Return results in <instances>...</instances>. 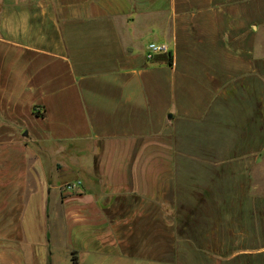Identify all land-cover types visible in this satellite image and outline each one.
Returning a JSON list of instances; mask_svg holds the SVG:
<instances>
[{
	"label": "crops",
	"instance_id": "0c3cea01",
	"mask_svg": "<svg viewBox=\"0 0 264 264\" xmlns=\"http://www.w3.org/2000/svg\"><path fill=\"white\" fill-rule=\"evenodd\" d=\"M263 156L264 0H0V264H264Z\"/></svg>",
	"mask_w": 264,
	"mask_h": 264
},
{
	"label": "rangeland",
	"instance_id": "374dc122",
	"mask_svg": "<svg viewBox=\"0 0 264 264\" xmlns=\"http://www.w3.org/2000/svg\"><path fill=\"white\" fill-rule=\"evenodd\" d=\"M257 184L259 189L264 190V164L261 166ZM47 237L49 239L47 248L51 256L50 264H71L70 257L72 254H70V250L65 246V236H63L61 231L49 228L47 230Z\"/></svg>",
	"mask_w": 264,
	"mask_h": 264
},
{
	"label": "built area",
	"instance_id": "2783aa9c",
	"mask_svg": "<svg viewBox=\"0 0 264 264\" xmlns=\"http://www.w3.org/2000/svg\"><path fill=\"white\" fill-rule=\"evenodd\" d=\"M147 55L150 57L154 53L167 52V45L164 43L149 42L147 45ZM80 181L67 183L64 187L67 189H73L75 186L80 185Z\"/></svg>",
	"mask_w": 264,
	"mask_h": 264
},
{
	"label": "trees",
	"instance_id": "16d2710c",
	"mask_svg": "<svg viewBox=\"0 0 264 264\" xmlns=\"http://www.w3.org/2000/svg\"><path fill=\"white\" fill-rule=\"evenodd\" d=\"M71 261H72V264H78L77 257L74 253H72Z\"/></svg>",
	"mask_w": 264,
	"mask_h": 264
}]
</instances>
